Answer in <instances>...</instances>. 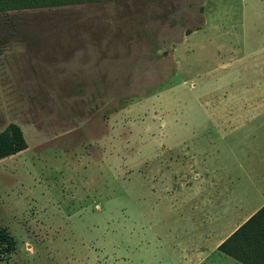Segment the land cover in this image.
<instances>
[{
  "label": "rangeland",
  "instance_id": "rangeland-1",
  "mask_svg": "<svg viewBox=\"0 0 264 264\" xmlns=\"http://www.w3.org/2000/svg\"><path fill=\"white\" fill-rule=\"evenodd\" d=\"M244 90L262 110L243 127L200 109ZM11 122L27 148L0 159V225L16 241L0 264H178L194 190H216L224 225L260 198L242 190L264 187V0L0 11V131ZM180 169L187 206L163 190Z\"/></svg>",
  "mask_w": 264,
  "mask_h": 264
},
{
  "label": "crops",
  "instance_id": "crops-1",
  "mask_svg": "<svg viewBox=\"0 0 264 264\" xmlns=\"http://www.w3.org/2000/svg\"><path fill=\"white\" fill-rule=\"evenodd\" d=\"M213 91H210V105H205V107L202 105V101L200 102V109L204 113L207 114V116H210V121L214 118H217L221 121V123L214 125L216 126H226L227 128H240L243 127L246 122L245 118L250 116L251 113L256 112L258 113L259 110H262L260 106H252L250 105V97L246 98L245 96L248 93L247 91H241L239 93H233L232 95H229L231 98H237L242 99V103H240L238 106H229L226 105L223 100L229 99L228 94L222 93L221 95L213 96ZM249 96V95H248ZM261 98V97H259ZM208 99V98H206ZM221 99V101H220ZM247 100V102L245 101ZM205 103H208L207 101ZM225 104V105H224ZM261 105V104H260ZM182 169V167H181ZM179 171V187H173V188H163V190H179L180 195V203L184 206H187L190 202L188 199L191 197H185L181 196L183 195V191L187 190V178L183 180L182 177V170ZM186 170V167L184 168ZM183 170V171H184ZM185 176V175H183ZM199 189V188H198ZM194 190L195 194L199 196L198 201H195L194 207H192L191 204H189V207L192 211L191 216V223L190 226L194 227V236H193V244H190L187 246V243L180 242L178 244V248H176V257L179 260L178 264H181V260L188 259L189 261L186 264H208L207 259L216 256V259L218 260V264H223V262H227V264H243L242 262L236 260L235 258L223 253L218 249L219 244L225 240L232 232H234L242 223H244L255 211H257L262 205H264V187H260L254 190H242L243 193H250L256 196H260V198H256L258 201L254 204V207H246V202H239L238 206L234 207L232 209V222L229 224H221L219 218L220 215L217 213V207H218V200L216 198V190L210 191L208 196L205 198H202V191L201 190ZM211 190H214L211 188ZM190 190H188L189 193ZM199 191V192H198ZM234 191V190H233ZM172 192V191H170ZM169 192V193H170ZM213 194H216L213 196ZM203 200V201H202ZM182 201V202H181ZM189 202V203H188ZM205 202L206 207H203V203ZM213 203H215L213 205ZM171 208L170 206H167ZM244 208V209H243ZM168 209V208H167ZM187 209V208H186ZM184 209V210H186ZM245 211L244 213H241ZM203 211L205 212V215L203 214ZM210 211L209 215H206V212ZM234 212H237L236 214ZM198 214V215H197ZM224 217H227L225 213L223 214ZM181 216V214H180ZM205 219V220H204ZM220 225L224 228L221 233H223V236L220 237V235H216V238L213 236V227L217 228ZM208 227L209 229L206 230V234L203 235V231L201 228ZM211 228V229H210ZM177 247V246H176Z\"/></svg>",
  "mask_w": 264,
  "mask_h": 264
},
{
  "label": "trees",
  "instance_id": "trees-1",
  "mask_svg": "<svg viewBox=\"0 0 264 264\" xmlns=\"http://www.w3.org/2000/svg\"><path fill=\"white\" fill-rule=\"evenodd\" d=\"M99 0H0V11L57 7ZM27 148L23 132L16 123L0 131V159ZM16 249V241L5 226L0 225V259ZM218 249L243 264H264V205L223 240Z\"/></svg>",
  "mask_w": 264,
  "mask_h": 264
}]
</instances>
